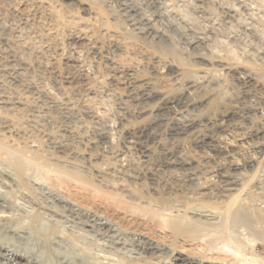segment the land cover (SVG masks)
I'll use <instances>...</instances> for the list:
<instances>
[{
    "label": "bare ground",
    "instance_id": "1",
    "mask_svg": "<svg viewBox=\"0 0 264 264\" xmlns=\"http://www.w3.org/2000/svg\"><path fill=\"white\" fill-rule=\"evenodd\" d=\"M144 1V8L149 15L144 13L145 16H139L138 11L143 7H139L137 1L113 0L112 22L103 24L93 31L91 20L94 21L99 14L80 0H63L67 2V7L78 8L88 18H77L72 16L73 14L70 15V12H65L60 19L65 28L67 41L65 72L63 77L59 78L63 80L62 88L55 82L58 76L53 77L55 85L59 86L61 92L59 97H50L51 95L48 96L47 91L41 88L43 86L40 87L38 83V87L33 82L35 78L32 80V77L37 76L36 74L41 76L47 72L46 55L49 52L34 49L30 40L32 36H36L40 41L48 42L52 46L53 37L52 39L48 37L44 24L39 23L40 20L37 19L50 16L49 4L52 1L42 5L37 0H0V147L15 145L20 148L18 152H4L6 156L1 163L4 171L0 167V185L6 186L7 183L12 185L16 180L20 187L18 193L25 197L33 195L29 184V182L34 183L31 179L34 181L52 179L51 181L63 189H70L72 185L83 182V174L87 173L92 174L98 182L111 180L113 184L120 183L132 190L138 187L141 190L147 183L146 194L151 200L149 201L148 198V203H144L147 206L146 210L139 204L145 198H142L144 192L142 194L139 189H137L139 192L137 197L133 198L136 205L130 206L115 192L112 195H104L97 188L93 189L95 191L93 197L95 193H100V206L104 205L106 209L110 204L125 214L137 213L138 215L133 216L146 219L145 229L150 232L153 240L160 239V242L164 243L158 245V240H154L155 242L150 241L152 239L148 241L147 238V241L141 240L139 246L146 256L139 262L145 264L148 258L150 262L152 261L150 257L163 251L164 254L169 255L170 264H264V255L256 251L260 249L264 252V178L263 182L258 179L250 190L246 189L247 176L240 170L237 162L232 161L229 142L228 145L227 142L222 143L214 139L207 142L200 141V147L207 145L227 162V167L218 166L219 168L204 172L200 171L201 169L198 171L188 167V162L182 159L178 151L170 153L163 145H160L161 147L157 145L158 149L141 146L144 133L149 132L148 139L156 141V136L151 131L160 126L164 122L163 119H154L136 132L132 128V123L141 116L142 105L158 98L157 95L160 93L155 85L169 79L176 81L182 75V69L175 66L173 60L167 61L166 52L159 47L163 43L175 41L177 37L174 39L172 36L174 32L175 35L178 34L177 47L184 52L189 67L197 69L199 77L195 76L197 78L194 79L203 81L208 72L215 69V72H223L238 86L241 85L240 87L245 89L244 98L253 95L258 104H264V86H253L254 78L251 74L242 71L239 65L230 61L231 59H223L225 57L219 53L222 51L219 50V54L215 53L216 48H214L215 41L225 42V45L227 43L236 49L243 48L248 58L255 60L256 64L264 65V36L262 31L259 34L254 26L256 18H259L256 13L258 10L256 12L251 10L253 8L247 5V1L233 0V6L228 5L229 3L217 4L220 12L215 14L217 11L213 12L215 7H212L213 10L210 9L208 0H192L191 13L196 20L202 21L203 27L199 29L191 24L192 19L190 22L178 15L174 6L169 4V0ZM35 19L38 25L34 22L35 25H32ZM160 22L163 23L162 29L156 27ZM234 24L237 25L236 28ZM144 54H148L153 61V66H150L145 74L141 68V58ZM246 56L244 57L247 58ZM86 67H100L110 83L126 89L129 100L116 99L121 112L117 126L112 125L111 119L105 116L104 111H99L100 104L95 105L93 102L99 90L113 93L114 90H108L102 84L95 89V85L88 82ZM193 83L198 85L202 82ZM193 83L185 85L177 96L163 100L164 102L154 109L155 116L166 109L173 110V115L178 116L194 107L199 101L195 103L196 99L194 100L191 95H194L202 84L197 90V86ZM26 119L32 125L27 123L29 126H26L23 121ZM171 124L168 135H184L196 126V123L190 120L180 126L173 121ZM231 125L234 127V124ZM83 126H86L90 130L88 132L93 135V140L88 143L90 148L87 150L78 149L77 141H80V136L83 134L79 135L77 130ZM225 131L226 127L220 130L224 134ZM156 144L159 143L155 142ZM254 148L257 154L262 153V146L259 144ZM137 153L144 164L160 159L166 167H169L168 170L165 171V168L161 171L156 168L157 166L136 167L132 157ZM43 154L45 156H42ZM252 157L254 156L248 157L249 160L247 158L249 168H253L255 163ZM176 167L179 172L174 170ZM27 170L32 172L27 174ZM262 173L264 174L263 170ZM81 190L90 193L87 185L82 186ZM251 193L259 196L258 201L263 205L262 207H255L257 204L254 205V200L250 198ZM95 203L93 202L94 206H97ZM107 210L108 208L106 213L109 212ZM251 211L259 212L256 219L250 214ZM117 215H113V218L118 219ZM186 215L191 217L186 218ZM0 221L7 223L0 227V264H21L22 259H25L26 264H41L39 260L31 259L33 257L31 250L36 247H39L37 250L50 251L55 258H57L56 253L60 255L65 253L64 256H60V260L58 258L60 264H79L78 262L87 264L89 261L90 255H80L82 252L77 251V244L75 245L73 241L69 242L71 248L68 251L59 244L55 245L57 238L64 236L60 235L54 226L48 227V223L45 224L47 228H42L41 220L36 214L13 219L0 208ZM99 226L106 230L105 224ZM28 231L31 234L28 238L9 236L10 232L16 235ZM156 231L163 232L160 238ZM68 240L64 239V241ZM55 246L62 252L55 251ZM187 246L191 249L185 250ZM192 246L196 249L193 250ZM75 250L80 256L74 253ZM183 251L185 254L182 253ZM79 257L88 261L81 262L83 260ZM93 257L90 259L94 260ZM99 260H94L93 264H102ZM120 264L137 263L130 261Z\"/></svg>",
    "mask_w": 264,
    "mask_h": 264
},
{
    "label": "rangeland",
    "instance_id": "2",
    "mask_svg": "<svg viewBox=\"0 0 264 264\" xmlns=\"http://www.w3.org/2000/svg\"><path fill=\"white\" fill-rule=\"evenodd\" d=\"M37 1L40 2L42 5H45L46 3L48 4L52 1L49 4L50 5V9H49L50 16L44 17L42 19H39V18H37V19H38V21L40 20L39 23L42 22L44 24L46 31H48V33H46V34L51 39L53 37L54 42L51 46L50 43H48V42L44 43V42L40 41L39 39H37L36 36L31 37L30 44L34 49H37L39 51L49 52L46 55L47 60H48L46 63L47 72L46 73L44 72V74L41 76H38V74H36L37 76L32 77V80H33V78H35V80H33V82L36 83V85H38V83H39L40 87L43 86L41 88H43L45 91H47L48 96L51 95L50 97H52V96L53 97H55V96L59 97L61 90L59 89V86L55 85L53 77L58 76L56 78L55 82L60 84V88H62L63 84L61 85V83H63V80H60L59 78H62L63 73L65 72V58L67 55L66 32H65L64 26L62 25L63 22H61L60 19H61L63 13H65V12H68V13L70 12L69 13L70 15L73 14L72 16L77 17V18L78 17L79 18H88V16H86L78 8L74 9L73 7H70V8H72V9H70L69 7L66 6L67 2H63V0H51V1L50 0H37ZM80 1L89 5L94 12L99 14L97 16V18L95 17L96 22H95V20L94 21L91 20V23H93V27H92L93 31H95L96 29H99V27H101L103 24H106L108 22H110V23L112 22L111 19L114 17V15H113L114 14L113 13L114 7H113V2H112L113 0H80ZM132 1H134V2L137 1L138 3L136 2V4L137 5L140 4L139 7H141V8L143 7L142 9H139V11H138L139 16L140 15L145 16L144 13L149 15V12L144 8L145 7V5H144L145 1L144 0H132ZM175 1H177L178 3ZM208 1H209L210 9L212 7L213 8L215 7L214 10H213V8L211 9V10H213V12H215V10L217 11V12H215V14H217V13L219 14V12H220L219 9L217 8L219 4L223 3L222 5H227V3H229L228 5H231V6H233V4H234L233 0H223L224 2L222 0H218V1L214 0L216 3H214L213 0L212 1L208 0ZM244 1L245 2L247 1L246 2L247 5L250 6V8H253L251 10H253L254 12H256V10H258V12H256V13H258L259 18H256V21H255L256 24L255 25L253 24V25L256 26L255 30L258 29L257 31L259 34L262 31V35L264 36V1L263 2L260 0L259 1L258 0H244ZM168 2L170 5L174 6V10L177 11L176 13L178 15L186 18L187 21H190V19H192L193 21L192 20L191 21L193 23L191 21L190 22L192 25L194 24L193 26H195L196 28L198 27L199 29L203 27L202 21H200L199 19L196 20L194 15L191 13L192 12V6H193L192 0H189V1L188 0L187 1L186 0H169ZM185 2H187L188 4H186ZM261 5H262V7H261ZM4 6H6V5H4ZM111 14H112V17H111ZM101 15H102V18H101ZM37 19L32 21V25L34 23L38 25ZM97 22H98V24H97ZM162 25H163V23L161 24V22H160V23H157L156 27L162 29L163 28ZM236 26L237 25H235V28H236ZM172 36L174 37V39L176 37L178 38V34L175 35V32L173 33ZM177 38L175 41L171 40V42L173 44L171 42L170 43L166 42V43H163L162 45H159V47L161 49H164V52H166V55H167L166 60L167 61L173 60L172 63L175 66L180 67L182 69V75L176 81H174V80L171 81L169 79L170 81L166 80V81L162 82L161 84L155 85L157 91H159V93H160L157 95V97L160 99L156 98L154 101H152L146 105H142L143 110H142L141 116L134 123H132V128L136 132L139 128L145 126L146 124L150 123V121H152L154 119H163L164 122L160 126L152 129V131H151V133L156 136V141L155 140L152 141L151 139H148V136H149L148 134H150L149 132L144 133V136H146V137L143 136V138L141 139V146L142 147H148V148L150 147V149H158L159 147H161L160 145H163V147H165V149H167V150L169 149L170 153H172V152L175 153L176 151H178L182 155V159H184V160H186V162H188V167L196 169L198 171L201 169L200 171H204V172H206V170L212 171V170L219 168V167H227V162L223 159V157L221 155L215 154V152H213L210 147L208 148L207 145L200 147L199 146L200 141L204 140L207 142L210 139H214V141L220 140L222 143L227 142V144H228V142H229L230 149L232 151L230 153V155H233L232 161L234 160L235 163L237 162V164L241 168L240 170L242 172H245L244 174H246V176H247L246 182L249 186V187L247 186L246 189L250 190V187L254 186L257 183L256 181L258 179H261V181H262L264 178V176H262V175H264L262 173V170L264 172V104H261V105L258 104L257 103L258 101L256 100V98L253 95H249V96L244 98L243 93H244L245 89L241 88L242 87L241 85L238 86L236 83H234L228 77H226L223 74V72H221V73L215 72L216 71L215 69H214L215 71L210 70L207 74V77L205 76L206 78H204L203 81L200 79L199 80L194 79V78L199 77V74L197 75V73H198L197 69L189 67L190 65H189V63H188V61L184 55V52L180 48L177 47L178 46ZM33 39H35L36 41ZM214 43H212V44H214L215 47L213 45L212 46L214 48H216L215 53H218V51L221 50L222 52H219V53L222 57L223 56L225 57L223 59H225V60L231 59L230 61L239 65V67H241L242 71L247 72L248 74H251V76L254 78V82L252 83L253 86H260V85L264 86V65H261V63L256 64V62H254L255 60L248 58L245 55V51H243V48L236 49L235 47L230 46L227 43L225 45L224 44L225 42L223 43L221 41L220 42L215 41ZM46 48H47V50H46ZM223 54H225L226 56ZM213 55L215 56V54H213ZM214 56H212V57H214ZM244 56H246L247 58H245ZM248 59H249V61H248ZM141 62H142V64H141L142 72L145 74L149 71L148 69L150 68V66H153V61L150 59L148 54H144L141 58ZM92 68H90V67L85 68L86 69L85 73H87L86 75L89 79L88 82H90L91 85H95L94 86L95 89L98 86L103 85L108 90L109 89L112 91L114 90V93L109 92V91L107 92V91L96 90V93H97V91H98V93L97 94L95 93L96 95L93 98L94 100L93 99L92 100H93L95 105L100 104V106L97 105L99 107L98 108L99 111H101V110L104 111L105 116H107L111 119L112 125L117 126V123L119 121L118 119L121 116V112L118 109L119 106L117 105L116 99L129 100L127 97V95H128L127 91L124 87H122L120 85H114V84L110 83L109 79L107 77H105V75L103 74V70L100 67H96L97 69L96 68L92 69ZM209 74H210V76H209ZM195 76H197V77H195ZM192 81L193 82L198 81V82H202V83L196 85L197 83L195 84ZM191 82L195 86H197V90H198V86L200 87V85L202 84L201 88L198 91H195L194 95L193 94L191 95V97L192 96L194 97V100L196 99L194 101L195 103L199 101L198 103H196V105H194V107L192 106L193 109L189 108L188 112H186L187 111L186 110L185 112H182L183 114L181 113L178 116L173 115L174 114L173 110L169 111V109H166L163 112H161L157 117L155 116V114L153 113L154 109L157 106L161 105L162 102H164L163 100L177 96V94L185 88V85L190 84ZM192 83L190 85H192ZM39 85H38V87H39ZM112 85H113V87H112ZM253 89H254V87H253ZM198 94H199V96H196ZM25 95H28V94H25ZM247 111H250V112L248 113ZM172 119H174V120H172ZM189 120L191 122H195L196 126L194 129H192L188 133H186L184 135H179V134L168 135L167 134V133H169L168 128L170 129V126L172 127V124H171L172 121L175 122L177 125L179 124V126H180V125L185 124L187 121L189 122ZM23 121H25L24 123L26 126L29 124L27 122L28 119L23 120ZM231 124H234V127ZM25 125L23 124V126H25ZM29 125H32V124L30 123ZM227 126H229V127H227ZM224 127H226L225 134H224V132H222V133L220 132V130ZM84 128L86 129L87 127L83 126L77 130L79 135L83 134L82 136H80V141H77L79 144V145L77 144L78 149H80V150L89 149L90 146L88 143H90L93 140V135L90 132H88L90 130L88 128L85 130ZM259 132H262L261 133L262 135ZM89 136H90V138H89ZM40 137L41 136H39V139H40ZM241 137L243 138L242 139L243 141L240 139ZM237 139L240 141H238ZM155 142L159 143V144L155 145ZM230 142H232V144ZM241 144H243V146H241ZM258 144H259V146H262V153L263 154L262 153L261 154L256 153L257 150L254 147L255 146L257 147ZM157 145L159 147H157ZM0 148H1L0 149V156H1L0 160L2 158V160L0 161V165H1L0 167H2L1 169L4 171L3 164H1V163H3L2 161L6 156L4 154V152H10V153H13V151L18 152L20 150V148L18 146H15V145L14 146L8 145V147H0ZM28 156L29 155H27V157ZM42 156H45V154H43ZM250 156H254V157H252V158H254V162H255L254 165H256V166L253 165V168L255 167L254 169L249 168V166L247 165ZM247 158H248V160H247ZM255 158L256 159L259 158V159L256 160ZM132 160H133V164L138 168H142L145 166H148V167L151 166L154 168L157 166L156 168H158L161 171H164L165 168H166L165 169V171H166L169 168V167H166L164 162L160 159L158 160L159 162L158 161H154V162L150 161V162H148V164L146 163L147 164L146 165L143 163V159L140 157V155L138 153L132 157ZM150 163H151V165H150ZM251 169H253V170H251ZM174 170H176V172L180 171L178 169V167H176V169H174ZM31 172H32L31 170H30V172L27 170V174H30ZM259 173H260V175H259ZM261 173H262V175H261ZM83 176L84 177H83L82 181L84 180L83 182H85V183L79 182L78 184L72 185V187H70V189L69 188L63 189V187L57 186L53 181H51L52 179L49 181H47V180L46 181H34L31 179V181L34 183L29 182V184H30L31 189L33 190V195L35 197L33 195L24 197L23 195L18 193V190H20V187H19V184L17 183L16 180H14V182H12L13 184L15 183L14 185L13 184L10 185L8 183L6 186L0 185V192H1L0 196L1 197L4 196L3 199L0 197V208L3 209L4 211H6L7 215L12 217L13 219L36 214L37 216H39V220H41L42 228L45 229V228H47V226L49 227L50 225L54 226L57 229V231L60 233V235L64 236V238H57V241L51 237L54 241H56V243L54 242L55 245L59 244L60 247L66 249V251H68L71 248L69 242L73 241V243L75 245L77 244L76 245V247H77L76 249H78L77 251L82 252L80 255H85V254L90 255V256L88 255L89 256V259H88L89 261L87 260L88 262L84 261L85 259H82V257H79V258H81V260H83L81 262H85V263L87 262V264H93L94 260L98 261L100 259L99 261H101L102 264H103V262L105 264L106 263H108V264H120L122 262L127 263L130 261L135 262L137 264H139V263L143 264L139 261H141L146 255L143 254V252L140 248V246H141L140 242L147 241L146 238L148 239V241L150 239H152V240H150L152 242H155L154 240H156V239L153 240L150 232L147 231V229H145L146 228L145 225H147L146 219L142 218V217L140 218V216H133V215H138L137 213H135L133 215H132V213L131 214L130 213L125 214L122 211H120L117 207H115L114 205H110V204H109V206H107V208H108L107 211H109V212L106 213V209H107V208L105 209L106 206H104V205L100 206L101 205L100 200H99L100 193H97V194L95 193L96 198L93 197L94 196L93 194L95 192V191H93V189L95 190V188H97L99 190V192H101V194H104V195H107V194L112 195V193L115 192V194H117V196L118 195L121 196V200H123V202L127 203V205L129 204V206L130 205H136L133 198H135V196L137 197L139 192H142V194L144 192L143 195H145V196L142 195V198H144V197L145 198L142 199L139 204H140L141 208H144V210H146L145 208L147 206L144 203H148V198H149V196H147V194H146L147 183H145L144 188L142 187L144 190L141 188V190H143V191H141L139 187L136 188L135 190H132V188L125 187L124 185H122L120 183L113 184V182H111V180H108L109 184H108V181H102V182L99 181L98 182L95 180V178L90 173L83 174ZM111 184L113 186H111ZM86 185H87V187L90 188L91 194L89 192H84L81 190V187L86 186ZM137 189H139V192ZM255 196L253 195V193L250 194V198L252 200H254V205L257 204V205H255V207H259V206L262 207L263 205L260 203V201H258L259 196L258 195L256 197ZM91 198L94 199V201ZM118 198L120 199V197H118ZM128 198H130L132 200H130ZM254 198H256V199H254ZM150 200L151 199L149 198V201ZM93 202H96L95 205H97V206H94ZM50 210H51V212H50ZM116 212H118V213H116ZM115 213L118 214L117 215L118 219L113 218V215L116 216ZM258 213L259 212H257V211H255V212L251 211L250 212V214L252 215L253 218H255V217L257 218ZM20 215H22V216H20ZM190 217H191L190 215H186V218H190ZM82 220H83V222H82ZM85 221L87 222V224ZM80 222H82V223H80ZM46 223H48L47 226L45 225ZM6 224L7 223L5 221H0V227H2L3 225H6ZM100 224H105L107 231L105 230V228L103 229V227H100L99 226ZM129 224H131V225H129ZM138 224H139V226H138ZM81 225H82V227H81ZM85 225H89L91 227L94 226V227H92L93 228L92 229V228L86 227ZM143 227L145 230L143 229ZM82 228H84L85 230ZM162 233L160 231L159 232L156 231V234L159 236L158 238H160V236H162ZM74 234H76V235H74ZM243 234H245V233H243ZM16 235H18V236H16ZM16 235L14 233L12 234V232H10V234H9V236L12 238H15V237H17V238H28L29 236L31 237V234H29V231L26 233H19ZM62 239H63V241H62ZM64 239H69V240L64 241ZM59 240H60V243H59ZM157 240L156 241L158 242V245H160V243H162L161 245H164V243L162 241L160 242V239H157ZM66 242H68V243H66ZM68 246H69V248H68ZM30 248H32V247H30ZM38 248L39 247H36V249L33 248L34 250L33 249L31 250V253L32 252L36 253V254L32 253V255H33V257H31L32 260L33 259L36 261L39 260V262L41 264H60L61 263L59 260H60V256L62 254L60 255V254L56 253L55 255H57V258H55L50 254V251H48L46 249H43V251H42V249L37 250ZM54 248H55L54 249L55 251L57 250L58 252H62L59 250V247L55 246ZM79 248L81 249V251ZM188 248L191 249L190 246H187L185 250H187ZM192 249L195 250L196 247L194 248V246H192ZM254 249L256 250V248H254ZM85 250H86V252H85ZM255 250H253V251H255ZM259 250L260 249H257L256 251L260 255H264V252L262 250H260V251ZM77 251L75 250L74 253L76 255L80 256L79 252H77ZM102 251H103V253H102ZM97 252L99 253V255ZM70 253H72V252H70ZM161 253H162V255H161ZM161 253L157 254L156 256L150 257V260H152L150 262H149V258H148V260L146 261L145 264H147V263L148 264H158L159 262H162L163 264H170L169 262H171V261H170L169 255L164 254L163 251ZM182 253L185 254V251H183ZM32 255H30V256H32ZM64 255H65V253H63L62 256H64ZM93 255H94V257H93ZM92 257L94 260H91ZM58 258H59V260H58ZM102 258H104V259L106 258V259L104 260ZM20 263L26 264L25 259L24 260L22 259L20 261ZM78 263L80 264V262H78ZM159 264H161V263H159Z\"/></svg>",
    "mask_w": 264,
    "mask_h": 264
}]
</instances>
